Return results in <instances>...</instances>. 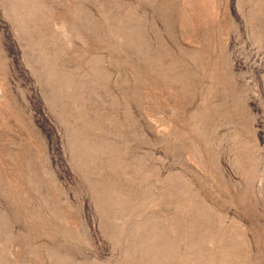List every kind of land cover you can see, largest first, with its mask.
I'll return each instance as SVG.
<instances>
[{"label": "rangeland", "instance_id": "obj_1", "mask_svg": "<svg viewBox=\"0 0 264 264\" xmlns=\"http://www.w3.org/2000/svg\"><path fill=\"white\" fill-rule=\"evenodd\" d=\"M0 264H264V0H0Z\"/></svg>", "mask_w": 264, "mask_h": 264}]
</instances>
